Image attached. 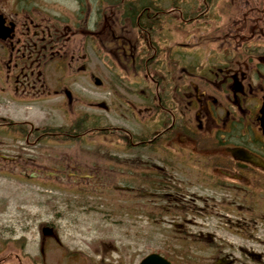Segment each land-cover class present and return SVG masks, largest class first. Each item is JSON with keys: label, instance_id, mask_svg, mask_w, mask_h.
I'll use <instances>...</instances> for the list:
<instances>
[{"label": "flooded vegetation", "instance_id": "flooded-vegetation-1", "mask_svg": "<svg viewBox=\"0 0 264 264\" xmlns=\"http://www.w3.org/2000/svg\"><path fill=\"white\" fill-rule=\"evenodd\" d=\"M45 128L103 133L102 164L57 162L54 178L72 176L91 197L99 171L127 165L133 186L104 190L130 197L138 216L129 227L171 229L155 253L176 264H264V240L253 234L257 219L264 224V0H0V175L20 180L27 173L13 164H37L28 149L60 142ZM87 142L91 155L97 142ZM217 210L237 217L224 223L241 247L204 230L198 219ZM0 225V264L143 260L123 246L115 261H93L64 246L53 225L36 242Z\"/></svg>", "mask_w": 264, "mask_h": 264}, {"label": "rangeland", "instance_id": "rangeland-1", "mask_svg": "<svg viewBox=\"0 0 264 264\" xmlns=\"http://www.w3.org/2000/svg\"><path fill=\"white\" fill-rule=\"evenodd\" d=\"M62 7L69 8L70 5L61 3ZM14 118H26L35 124L50 123L53 118L47 119L40 114H30L24 116L22 113H13ZM60 122V119L58 123ZM114 123H121L114 121ZM56 124L57 122H52ZM131 133L135 132L137 128H124ZM30 150L26 157L34 159L37 164L27 165H12V171L19 174V170L25 173H35L37 169H41L43 181H35L25 179L20 180L15 178H7L0 175V224H8V230L13 237H27L28 242H36L39 237L43 236L41 226L45 224H52L58 230V235L62 244L67 248L87 252L93 261L101 260V254H106V257L112 261L119 258L121 247L127 246L133 249L128 252L138 253L139 259H143L151 252L161 250L159 238L163 230L171 231V229H150V228H132L129 227L130 222L137 220L135 212L130 211L133 208V203L130 197L126 195H105L104 192H97L98 196H88L77 188L72 187V183L62 180L64 184L53 180L54 173H57L56 163H62L65 168L69 165L80 167L86 162H96L102 164V158L105 155L106 149L104 147L96 146L92 151L95 153L89 155L86 153L85 145L82 144H41V147ZM110 154L116 153L111 149ZM127 161L133 158L132 151L125 155ZM147 154L143 158L147 160ZM131 162V161H130ZM114 176L102 175V180L94 181L90 188L105 189L110 184L121 183L125 187L133 186V176L127 165L122 167L124 172L119 171L116 166H113ZM129 170V171H128ZM7 170H5L6 172ZM68 171V170H67ZM80 173H84L78 170ZM72 172V171H68ZM67 172V173H68ZM118 172V173H117ZM180 170L174 172V177H177L179 182L183 179ZM86 179V178H84ZM84 182V180H83ZM73 188V189H72ZM111 188V186L109 187ZM73 190V192L71 191ZM114 193L113 191H111ZM104 194L103 196H99ZM90 202L86 205L87 202ZM90 206L96 208L98 211H91ZM121 212L116 215L117 210ZM102 210V212H100ZM27 219L24 218V213ZM181 214V213H179ZM212 216L204 219L199 218L202 222H207L206 229L212 235L218 238L228 240L232 245L241 247V240L233 234V229L229 230L225 227L224 221L227 218L236 220L237 218L232 214H227L221 210L215 211ZM261 215V214H260ZM193 217V216H192ZM191 218V216H189ZM168 219V218H167ZM27 220L28 223L24 226L20 225L21 221ZM142 221L143 219H139ZM2 225H0L1 227ZM44 228V227H43ZM168 233V232H166ZM254 236L260 237L264 240V224L262 220L258 227L253 232ZM10 237L11 235H6ZM51 234L43 236L48 237ZM138 243L139 245H135ZM255 249H262L256 244L248 245ZM264 246V245H263ZM128 264H133L131 259H127Z\"/></svg>", "mask_w": 264, "mask_h": 264}, {"label": "trees", "instance_id": "trees-1", "mask_svg": "<svg viewBox=\"0 0 264 264\" xmlns=\"http://www.w3.org/2000/svg\"><path fill=\"white\" fill-rule=\"evenodd\" d=\"M46 132H60L61 138L60 141L62 142H72L78 143L87 146V141L91 139L92 141H96V146H101L100 141L105 137L103 133L96 134L95 131L91 130V128H45ZM55 141V139L50 138ZM128 140V138L125 137ZM122 140V138L114 137L111 138L109 141H117ZM129 149V146L126 147ZM118 214V212H113Z\"/></svg>", "mask_w": 264, "mask_h": 264}, {"label": "water", "instance_id": "water-1", "mask_svg": "<svg viewBox=\"0 0 264 264\" xmlns=\"http://www.w3.org/2000/svg\"><path fill=\"white\" fill-rule=\"evenodd\" d=\"M31 177H35V175H32ZM142 264H169V263L163 258H161L160 256L154 254V255L148 256L142 262Z\"/></svg>", "mask_w": 264, "mask_h": 264}]
</instances>
